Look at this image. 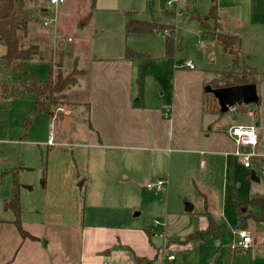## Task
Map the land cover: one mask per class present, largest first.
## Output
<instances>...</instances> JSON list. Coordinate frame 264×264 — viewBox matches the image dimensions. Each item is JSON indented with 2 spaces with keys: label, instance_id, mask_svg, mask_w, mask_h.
Here are the masks:
<instances>
[{
  "label": "crops",
  "instance_id": "obj_1",
  "mask_svg": "<svg viewBox=\"0 0 264 264\" xmlns=\"http://www.w3.org/2000/svg\"><path fill=\"white\" fill-rule=\"evenodd\" d=\"M25 1L35 15V19L28 24L26 34L24 33L26 41L35 42L39 38L44 41L51 40L52 48L58 49V51L54 49V54L59 52L65 54L63 51L66 50L67 41L61 38V31L64 27L68 29L66 9H74L77 5L81 6L80 3L67 0L66 4L59 8L58 19L50 29L52 24L47 27L43 24L45 16L53 12L49 0ZM218 6L221 31L238 37L237 48L244 60L246 59L247 63L249 61L248 65L255 68L259 74L264 75V0H218ZM88 24L79 22L78 30L81 28L83 33L86 32ZM125 32H120L117 54L89 56L83 64L79 52L75 50L74 64L85 71V75L76 85L78 87L76 91L77 94L83 93L84 99L79 105L85 107L87 117L84 118V123L80 124V127L85 128V133L81 136L76 132L75 142L71 140L63 144L59 142L57 145L54 136L53 143L48 140L49 146L57 145L63 150L61 152L60 149H56L51 153L59 158V163L63 165L53 172L48 167L49 175L46 168L45 205L54 206L58 215L57 222L50 221L46 224H37L35 227L23 221L22 213L23 226L33 236L24 237L17 226L14 211L10 210L14 214L12 218L11 215L9 218H0V264H221L219 258L222 251L216 255V259L207 249L213 236L207 240L191 242L196 252H199L192 259L188 260L189 253L184 254L183 259L176 256L169 259L163 254L173 240L177 244H183L180 241L191 231L206 227L210 218L218 225L227 226L226 231L239 239L236 233L238 226L230 229L226 223H217L207 205L205 211H195V207L191 208L186 192L187 187L191 185L192 188L195 186L201 193L207 195L208 199L217 200L220 196L218 191L217 196L212 191L211 194L206 182L208 177L211 178L210 167L214 161L219 162L226 173L229 162L238 158L235 155L237 146L228 132L229 128L238 122L234 120L230 124L223 123L226 124L228 135L219 130L220 120L230 112V109L222 111L221 105L218 104L220 109L216 108L213 111L208 105L211 102L204 103L205 86L212 80L206 79L204 72L197 69L194 61L193 68L188 67L186 61L183 64H178L177 60L170 62L171 58L165 57V40L164 55L161 56V60L156 61L159 65H149L150 59L128 58L125 55L126 48L142 49L138 48L136 43L147 40L148 37L142 36L152 33ZM200 32L205 35L203 30ZM205 37L210 38L208 35ZM73 40V37H68L69 42ZM78 40H84V37ZM211 40L213 44L217 42L212 38ZM200 44L202 47L205 46L203 41ZM80 47L79 44L76 49H81ZM44 53L46 50L41 52ZM261 106L259 105L256 110L259 122V143L256 147L258 158H264V107L261 109ZM167 110L170 111V117H165L164 113ZM67 118L60 119L71 123V119L68 121ZM251 122L252 119L249 117L244 123L239 124ZM91 151L99 165L101 159L111 155H116L117 162L124 163L126 169L123 168L120 175L112 179L108 177L110 175L107 169H102L104 175L117 184L137 187L164 177L167 180L166 189H153L161 191L160 193L147 192L148 195L159 196V201L163 203L153 204L154 208H159L160 214L164 213L165 208L167 214L172 216L173 212L167 211V208L169 209L172 195L177 193L179 197H184L187 207L185 211L201 214L199 226L185 229L181 227L180 231L170 230L169 234L166 229L133 226L131 217L120 220L124 222L123 224L118 222L116 213L109 214L106 218L93 216L91 212L82 214L77 182L81 177L85 178L83 185L87 181ZM255 159L254 165L261 167L262 165ZM143 165H147V169L150 170L145 176L137 172ZM54 174L60 181V187L50 192L48 176L54 179ZM256 182H261V178ZM253 192L264 193L262 190ZM163 197H166L165 203ZM247 201L235 200L236 206L238 202ZM44 219L46 220V216ZM247 229L253 232L248 225ZM161 232L165 235H160ZM173 235L177 238L173 239ZM252 236L253 244L248 248L251 251L234 253L232 264H245L244 261L240 263L244 256L251 258V264H257L259 240L256 233ZM197 243L199 245H195ZM239 243L240 240L236 244ZM230 248L237 249L232 246ZM224 260L227 261V258Z\"/></svg>",
  "mask_w": 264,
  "mask_h": 264
},
{
  "label": "rangeland",
  "instance_id": "obj_2",
  "mask_svg": "<svg viewBox=\"0 0 264 264\" xmlns=\"http://www.w3.org/2000/svg\"><path fill=\"white\" fill-rule=\"evenodd\" d=\"M75 1L80 3L81 6L77 5L74 9H66V17L69 19L68 29L64 27L61 31V38L67 41L66 50L63 51L65 54H61L62 52L54 54V49L57 51L58 49L52 48L51 40L44 41V39L39 38L35 42H40L38 45L42 51L46 50V53L35 56L26 64L24 70L20 72H15L0 62V81L12 82L18 76L22 77V81L32 74H37L40 79L45 80L51 71H53L54 77L58 73L67 74L76 71L74 64L75 50L79 52L78 55L83 64H85V59L89 58V56L117 54L120 32L123 33L125 31L126 11L128 10L135 11V16L143 20H155L160 23L174 25L177 31V46L174 56L171 58L172 60L169 59V61L177 60L178 64H183L190 58L196 63L197 69H202L207 80L219 82L217 78L224 70L243 72L244 64H250L240 54L237 43L234 46L233 54L226 53L218 41L214 42L215 45L210 35H208L210 38H207L205 37L207 35L206 32L205 35L200 32L203 30L200 20L198 17L193 18V16L198 14L201 18L206 19L211 0H97L93 17L90 23L86 25V32L84 33L81 28L78 30L79 26L77 25L80 22L79 19H83L89 12L91 0ZM167 11L175 12V16L167 14ZM209 22L214 24L212 20H209ZM50 27L52 29L54 24ZM145 35L142 37H148L146 38L147 40H141L136 43L139 46L138 48L142 49H135L150 56L149 65H159V62L156 61L161 60V56L164 55L163 41L165 40V33L158 32ZM69 36L73 37L74 40L69 42ZM82 36L84 40L79 41L78 39ZM25 37L23 33L22 42L23 44H28ZM139 37L143 39L141 36ZM30 39L34 41L33 38ZM27 40L29 41V39ZM202 41L205 45L203 47L200 44ZM79 44L81 49H76ZM3 51L4 47L1 46L0 52L2 53ZM233 58L234 60L236 59V62L233 61ZM258 77L260 78L258 85L259 105H262L261 109H263L264 75L260 74ZM1 89L0 85V206H4V201L13 196L14 182L17 180L20 183L23 221L33 224L35 227L37 224H46L50 221L55 223L58 215L55 213L53 205H45L46 185H43L42 177L46 168L49 175L48 167L53 172L54 169H59L63 165L59 163V158L51 154L56 149H60L63 152L62 148L57 146L59 142L61 144L71 142V140L75 142L77 140L76 132H79L78 135L81 136L85 133V128L83 126L80 127V124L84 123V118L87 117L85 107L79 105L84 99L83 93L77 94L78 91L76 90L78 87L75 85L72 90L67 91L65 101L61 100L55 106L53 116L46 113L32 116L31 112L34 108L32 94L17 97L12 92H9L3 96ZM237 106L232 107L230 112L220 120L219 130L226 135H228L229 131L227 132L226 124L223 123L227 122V124H230L231 121L235 120L239 124L241 122L244 123L249 118L246 112L237 110ZM58 107L63 109L58 110ZM249 107L253 108L254 104L250 103ZM217 109H220L218 105ZM28 117L31 120L29 125L27 123ZM59 117H68L67 119L68 121L71 119V123L62 121ZM51 121L53 125H51ZM256 124L259 132L258 117H256ZM50 134L54 136L57 145H48ZM70 151H72L71 147ZM260 159L257 157V161ZM117 160L116 155H111L101 159L99 165L91 151L87 181L83 185L82 182H84L85 178L81 177L77 182V188L80 192L78 200L81 207L80 211L83 209L82 214L83 212L85 214L86 212H91L93 216L106 218L109 214L116 213L119 218L118 222L131 217L133 226H138V228L152 227L156 230L166 229L169 234L170 230L180 231L181 227L185 229L190 228V226H199L202 220L200 218L201 214L196 215L193 212L185 211L187 207L183 196L179 197L177 193L172 195L169 209L167 208V211L173 212L172 216L167 214L165 208L163 209L164 213L160 214V209H155L153 205L159 203L163 205L158 199L159 196L148 195L147 192L157 191L160 193L161 191L147 187L146 183L143 186L136 187L121 185L111 181L109 178L112 179L119 176L123 168L126 169L124 163L117 162ZM103 168H106L109 172V178L104 175ZM210 169L211 178L208 177L206 187L207 189L209 188L210 192H214L216 196L217 191L219 192L220 196L217 197V200L208 199V196L201 193L194 185V188L191 185L187 187L188 190L186 192H188L189 197L186 196L191 202L192 209L195 207V211H205L208 206L217 223H226L232 229L233 226H238L239 224L235 200L244 202L248 200L251 192L261 190L264 192V174L260 166L254 165L253 162L245 163L239 157L229 162V169L226 173L222 165L216 161L211 164ZM252 169L261 178V182L251 179L250 172ZM8 170L11 171L7 172ZM149 171L147 165H143L140 171L137 170L138 173H142V176L150 173ZM53 177L54 179L52 176H48V179L50 178V192L60 187L59 179L55 174ZM224 181H226L225 184ZM81 183L82 185L80 186ZM163 199L165 203L166 197H163ZM45 207H47L46 213ZM9 215L12 218L14 214L1 206L0 218H9ZM176 215L177 218H175ZM44 216H46V220ZM122 223L124 224V222ZM247 225L253 230L252 235L256 233V237L259 240L260 252L257 264H264V222H257L251 218L248 220ZM213 237L209 240L207 249L216 259V255L222 251L219 258L221 264H232L234 253L239 254L251 251V249H243L241 247L236 250L231 249L230 246L233 243H238L240 238L237 239L229 231ZM174 238L177 237L173 235ZM195 245H199V243ZM171 253L178 259H183L184 254L189 253L188 260L199 254V252H196L194 244H177L174 240L169 248H165L163 254L169 255ZM225 258H227V261L224 260ZM241 261H244L245 264H251V258L246 256L241 258L240 263Z\"/></svg>",
  "mask_w": 264,
  "mask_h": 264
},
{
  "label": "trees",
  "instance_id": "obj_3",
  "mask_svg": "<svg viewBox=\"0 0 264 264\" xmlns=\"http://www.w3.org/2000/svg\"><path fill=\"white\" fill-rule=\"evenodd\" d=\"M97 0H91L90 10L86 16L80 20L82 24H88L96 9ZM167 14L174 15L175 12L167 11ZM127 21L125 23V31L127 33H165V57L173 58L176 46H177V31L174 25L164 24L155 20H143L135 16V11H126ZM198 17L201 23L203 32L210 35L213 40L220 43L223 50L227 53L233 54V49L237 43L238 37L235 35L227 34L221 31L220 14L218 0H211L210 9L206 19L201 18L198 14L193 16ZM35 19V15L31 9L26 5L25 0H0V47H4V51L0 52V62L7 68L20 72L24 70L26 64L35 56L41 54L42 49L37 43L30 42L23 44V33L26 34L28 24ZM209 20H212L214 24H211ZM210 32V33H209ZM125 55L128 58L137 59H150V56L143 52H139L132 47H127ZM236 62V59L234 60ZM243 72H234L224 70L217 79L209 81L207 84H212L213 87L230 86L244 83H256L259 84L260 74L258 71L244 64ZM76 71L64 74L58 73L55 77L53 71L50 72L47 79H40L37 74L27 76L21 81L22 77L18 76L14 78L12 82L6 80L0 81L2 95L5 96L9 92H12L14 96L20 97L26 94H32L34 98V108L31 115L46 113L53 116L55 106L60 103L61 100L65 101L67 91L72 89L78 84L80 78L85 75V71L79 69L75 64ZM73 70V68H72ZM218 81V80H217ZM62 101V102H64ZM204 103L211 102L209 105L213 111L219 104L218 99L212 92L205 91ZM254 104V109L258 110L259 103ZM250 104L238 105L236 108L239 111L247 112L251 109ZM31 120L28 117L27 123L30 124ZM257 159V157H255ZM255 159V160H256ZM261 165L264 164V158L259 160ZM47 182L46 170L42 177V183L45 186ZM6 210H13L16 215V223L21 231V234L26 236H32L24 228L22 223V205L20 197V183L16 180L13 189V196L6 199L4 202ZM238 208V227L247 228V222L249 219H254L257 222H264V193L252 192L249 200L245 203H237ZM207 214V213H206ZM227 230V226L216 224L212 218H210L209 224L204 228H197L191 231L184 240L180 241L183 244L193 243L201 240H207L212 236L218 235ZM33 237V236H32Z\"/></svg>",
  "mask_w": 264,
  "mask_h": 264
},
{
  "label": "built area",
  "instance_id": "obj_4",
  "mask_svg": "<svg viewBox=\"0 0 264 264\" xmlns=\"http://www.w3.org/2000/svg\"><path fill=\"white\" fill-rule=\"evenodd\" d=\"M67 0H49V4L52 7V13H49L45 16L43 24L45 26H50L58 19V11L59 8L63 7L66 4ZM186 65L188 67H194V62L192 59L186 60ZM63 108H59L58 110H62ZM165 117H170V111H165ZM247 115L252 119V123L250 124H235L229 128V134L235 141L237 149L235 151V155L238 156L243 162L245 163H252L253 159L257 157L256 147L259 142V132L257 129L256 124V113L254 109H250ZM50 143H53V135H50ZM262 173L264 174V164L261 166ZM147 187L155 188V189H166L167 188V180L162 177L156 179L155 181H151L147 183ZM236 233L240 238L239 244H233L232 248H243L248 249L253 244V236L251 231L247 228H237ZM160 235L164 236V232L159 233ZM163 257V256H162ZM169 259H174L175 255L170 254L165 256Z\"/></svg>",
  "mask_w": 264,
  "mask_h": 264
},
{
  "label": "water",
  "instance_id": "obj_5",
  "mask_svg": "<svg viewBox=\"0 0 264 264\" xmlns=\"http://www.w3.org/2000/svg\"><path fill=\"white\" fill-rule=\"evenodd\" d=\"M205 91L212 92L218 99L222 111H227L236 105L258 104L260 96L258 95V86L256 83H244L230 86L213 87L212 84L205 86ZM251 178L259 181L260 177L255 170L252 171Z\"/></svg>",
  "mask_w": 264,
  "mask_h": 264
}]
</instances>
